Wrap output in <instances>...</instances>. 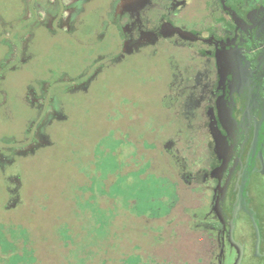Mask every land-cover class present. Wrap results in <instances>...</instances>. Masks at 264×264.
<instances>
[{"label": "rangeland", "instance_id": "1", "mask_svg": "<svg viewBox=\"0 0 264 264\" xmlns=\"http://www.w3.org/2000/svg\"><path fill=\"white\" fill-rule=\"evenodd\" d=\"M62 1L57 22L35 2L36 13H28L35 35L27 34L23 53L8 34L0 35V60L15 63L3 82L7 94H0V264H205L207 235L197 207L207 195L190 183L197 168L187 165L201 150L181 141L179 153L167 141L177 124L167 125L166 61L144 52L107 61L93 87L64 97L68 116L59 119L53 95L75 89L73 77L98 53L112 51L108 41L95 45L97 35L70 38L65 31L82 0ZM145 1L122 0L112 14L127 52L172 31L157 22L138 30L135 11ZM10 2L0 0V9L8 12ZM92 5L89 25L97 23L101 4ZM57 24L62 31L51 33ZM46 93L53 105L29 119L36 115L32 101H44ZM42 132L51 134L52 144L33 143L35 135L42 141ZM170 153L177 162L172 175Z\"/></svg>", "mask_w": 264, "mask_h": 264}, {"label": "flooded vegetation", "instance_id": "2", "mask_svg": "<svg viewBox=\"0 0 264 264\" xmlns=\"http://www.w3.org/2000/svg\"><path fill=\"white\" fill-rule=\"evenodd\" d=\"M112 1L110 22L116 24L115 34H119L114 40L116 53H98L95 62L83 71L88 79L75 82L76 88L70 90H86L104 69L108 70L107 61L123 62L140 52L155 61L164 59L168 78L163 97L169 115L166 122L171 127L177 124L167 141L174 142L179 153L181 141L186 145L194 142L193 149L201 150L195 163L186 161L197 168L189 173L190 183L198 184L207 195L197 207L207 235L204 258L206 255L208 259L202 260L205 264H264V0H146L135 9L138 30H148L157 22L169 25L172 31L133 52L119 47L127 39L112 14L122 0ZM93 2L82 0L70 30L83 8L91 9ZM41 6L59 21L62 0H41ZM131 8L128 10L133 13ZM27 12L33 13L30 5ZM56 27L60 28L58 24ZM102 36L98 33L95 45L104 43ZM148 47L151 53L145 51ZM1 64H10L9 70L15 63L1 59L0 68ZM3 87L1 92L6 93ZM33 87L29 84L26 93ZM47 97L46 93L42 98L45 102L32 101L36 115L29 119L49 111L53 103L51 99L47 103ZM63 117L59 115V119ZM38 125L43 131L45 124ZM42 135V141L35 135L33 143L45 144L48 136ZM170 155L167 171L172 175L176 153Z\"/></svg>", "mask_w": 264, "mask_h": 264}, {"label": "trees", "instance_id": "3", "mask_svg": "<svg viewBox=\"0 0 264 264\" xmlns=\"http://www.w3.org/2000/svg\"><path fill=\"white\" fill-rule=\"evenodd\" d=\"M41 2V0H31L30 2L28 0H11V5L9 4L8 8L9 11L6 12L5 9H0V35H4V34H8V39L12 40L14 42V44L19 48L20 51L23 52V42L25 40V37L27 34H29L30 30H32L33 35L31 37L34 36V32L35 30L30 26V24L32 23V18H28L27 17V7H29L30 5V9L31 11H33V13H36V10L34 8L35 2ZM95 1H99L100 2V6H98L97 9H99L96 12V17H97V23L93 24V25H89L87 23V17L91 14L89 13V9L87 7L83 8V10L80 12V14L78 15V18L76 19V24L73 27L72 30L66 31L65 33L69 35V37L74 40V38H78V39H83L85 38V36H96L98 35V33H100L101 35L103 34V38L105 39V41H108V47L107 49L111 52H113V55H115L114 53H116L115 47L116 45V41L115 38L116 36H118L119 34L116 33L115 31L117 30V26L115 23L110 22V7L111 4L113 3L112 0H95ZM7 5H5L6 7ZM80 30H84L85 35L84 37L80 38L79 37V32ZM60 31H62L60 28H55L54 30L51 31V33H55V34H59ZM104 41V42H105ZM103 44V42L98 43L97 45H101ZM3 47V46H1ZM1 53H4V49L0 48ZM108 52V51H106ZM106 52H102L106 53ZM3 55V54H2ZM9 65H2L1 64V68H0V94H1V89L3 87V82L4 80L1 81V78L6 75V73L8 72V68ZM85 70H82L80 72V76L79 78H75L76 76H74V80L72 79V81H70L72 84H74L75 82L81 83L83 82V80L85 81L86 79H88L89 75L84 74ZM67 74V72H66ZM102 73H100L98 75L97 78H95L93 80V82L89 83V87L85 90V89H81L80 92H86L90 89V87H93L95 84V81H99V78L103 77V75H101ZM58 84V83H57ZM65 92L67 93H61L58 95H56V98L59 105L61 106V110H62V114L67 118L68 115L65 114L66 111V107L62 106V100L64 102H67V99H64L65 96H69L70 94H74L77 93L73 90H65ZM65 119V118H62ZM48 136V140L47 142H44L45 144H43V147L48 145V144H52L51 141V134L47 135ZM24 145V144H23ZM22 145V146H23ZM25 147L27 145H24Z\"/></svg>", "mask_w": 264, "mask_h": 264}]
</instances>
